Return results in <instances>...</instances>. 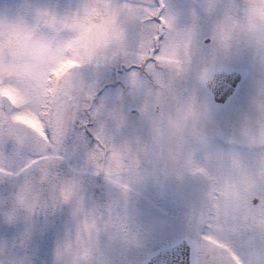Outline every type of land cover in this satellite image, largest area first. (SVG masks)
I'll return each mask as SVG.
<instances>
[{"label":"clouds","instance_id":"9594fccd","mask_svg":"<svg viewBox=\"0 0 264 264\" xmlns=\"http://www.w3.org/2000/svg\"><path fill=\"white\" fill-rule=\"evenodd\" d=\"M200 5L205 14L216 13L218 6H222L210 33L218 53L251 57L264 63V0H200ZM171 20L172 30L164 50L181 62L179 68L174 64L157 66L153 73L128 80V91L139 102L146 135L120 136L125 120L119 106L103 100L95 103L97 118L107 129V148L97 162L103 170V179L117 194L121 183L133 184L142 177V165L149 159L165 175L180 176L191 173L193 167H202L205 174L194 175L205 182V199L215 185L221 210L227 214L235 208L247 186L264 183V79L256 81L251 111L240 122L235 136L228 138L230 144L254 150V157L246 161L231 148L217 149L204 153L202 166L194 153L204 143L206 115L197 101L196 88L206 79L207 69L192 62L193 28H177L172 15ZM62 33H67V37ZM146 35L138 17L117 0H75V7L63 13L36 5L30 20L0 14V78L5 87H10L34 80V74H51L62 59L71 55L66 51L69 42L78 45L79 57L85 65L101 64L105 56L124 62L131 44ZM54 87L53 103L66 119L73 114L74 101L94 89L79 68L63 73ZM3 98L8 100L7 96ZM17 123L28 127L22 120ZM58 165L28 171L23 164L18 167L21 179L8 194V207L0 212V218L7 223H15L19 218L27 222L35 214L71 205L78 198L85 199L80 168L61 172ZM2 166L8 168L7 162ZM125 214L121 211V215ZM81 226L82 219L80 223L74 221L55 249L54 264H84L90 245L87 237L80 234ZM28 232L26 227L14 244L23 246ZM10 247L0 241V264H23V260L8 255Z\"/></svg>","mask_w":264,"mask_h":264},{"label":"rangeland","instance_id":"374dc122","mask_svg":"<svg viewBox=\"0 0 264 264\" xmlns=\"http://www.w3.org/2000/svg\"><path fill=\"white\" fill-rule=\"evenodd\" d=\"M166 13L174 17L177 28H193L192 40L195 53L192 62L198 67L206 68L213 64L226 69L233 68L243 73V79L236 87V91L227 102L218 108L212 116L206 119L205 139L202 147L194 153L195 158L204 164V153L217 149H233L240 152L246 161H251L255 151L246 146L229 143L228 138L235 136L240 122L251 111V98L255 92L258 79H264V63L251 57H241L236 54L223 55L215 50L212 39L204 44L203 39L211 38L207 30L203 28L206 19L216 16L222 11L218 6L216 13L205 14L200 5V0L193 3L191 0H165ZM36 5H44L54 9L58 13L70 11L75 7V0H0V14L10 16L20 15L26 20L31 18V10ZM67 37V33L61 34ZM79 71L90 80L95 90V103L101 100L109 105L116 104L124 115L125 123L119 130L122 137L137 136L143 138L146 129L142 125L138 110V99L128 91V80L132 69L121 61L104 63L99 66L84 65ZM143 72L138 73V78ZM191 89H189L190 91ZM199 85L196 88V98L202 106ZM200 95V96H199ZM134 110V112H132ZM95 129L96 123L89 121ZM93 139L87 128L77 127L70 131L65 139V159L58 168L61 172H68L73 168L84 166L87 151L93 146ZM11 152V146L5 148V153ZM27 154L6 160L8 167L15 170L22 166ZM21 177H4L0 179V212L8 207V194L13 190ZM261 185H256L259 191ZM82 190L86 207H99L103 209L110 201L117 199L118 194L113 193L102 175L94 176L87 172L82 176ZM205 182L203 179L191 173L180 176L165 175L159 169L153 170L145 163L142 165V179L133 184L128 193V212L131 219L136 220V215H142L151 221V227L159 233L163 232L171 243H176L181 238L191 239V215L202 205L205 200ZM96 193L105 196L104 199H95ZM103 201V202H102ZM74 220L72 217V205H63L54 211L35 214L30 221L22 218L15 223H7L0 218V241L11 247L8 255L16 260H23V264H54V252L57 245L72 229ZM28 228V238L23 246H17L14 242L19 240L20 234ZM117 242V241H116ZM111 241L101 234L98 247L102 264H127L132 256V245L126 243L121 251L126 255L122 262L115 259L120 255L117 244L111 245ZM231 246L239 256L242 264H264V237L256 234L254 237H237L230 241ZM111 245L112 250L106 246ZM127 248H130L126 250ZM126 259V260H125Z\"/></svg>","mask_w":264,"mask_h":264},{"label":"snow or ice","instance_id":"6c2138e0","mask_svg":"<svg viewBox=\"0 0 264 264\" xmlns=\"http://www.w3.org/2000/svg\"><path fill=\"white\" fill-rule=\"evenodd\" d=\"M117 2L138 17L147 33L143 40L134 41L130 51L124 54V63L132 69L130 78L138 77L139 72L145 75L153 73L157 66L174 64L179 68L181 62L164 50L172 30L171 14L165 11V0ZM66 51L71 55L62 59L57 68L51 70V74H34V80L15 83L10 87H5L3 78H0V179L20 176L19 170L2 166L3 162L13 157L27 154L23 162L25 171L59 164L65 159V139L78 126L87 128L94 141L86 153L87 160H84V166L80 168L81 173L84 175L90 171L94 176L102 174L103 170L97 161L107 148V129L97 118L95 90L74 101L70 119H66L61 109L53 103L54 86L58 78L69 69L85 65L79 57L75 42H69ZM114 61L119 60L105 56L101 64ZM4 96L8 97L7 101ZM21 120L27 128L17 123ZM90 120L96 123L95 129L91 127ZM7 146H11L8 154L5 153ZM21 148L25 151L22 152ZM146 163L153 170L158 169L150 159ZM190 171L192 174H205L202 167H193ZM141 179L138 178L133 184ZM133 184L121 183L118 198L110 201L103 209L98 207L90 210L82 198L72 202L73 220L80 223L82 219L80 234L87 237L90 245L85 252L84 264H102L98 247L101 234L110 241L135 243L136 232L128 212V193ZM256 185L247 186L235 208L227 214L221 210L218 190L213 185L202 205L190 217L191 260L188 259L187 248L182 246L180 251L185 259L177 264H242L230 241L237 237L251 238L256 234L264 237V183L259 184V191ZM121 211L126 214L121 215Z\"/></svg>","mask_w":264,"mask_h":264},{"label":"flooded vegetation","instance_id":"af4514ba","mask_svg":"<svg viewBox=\"0 0 264 264\" xmlns=\"http://www.w3.org/2000/svg\"><path fill=\"white\" fill-rule=\"evenodd\" d=\"M193 3L196 2V0H191ZM215 20V17H213V15H211L210 17H208V21L206 19V22L203 25V28L205 29V31L207 30L208 32L206 33H211V28L213 25V22ZM211 38L206 37L203 39V43L207 44L210 43ZM205 69H207V76L206 79L203 81V83L199 84V91L203 92L204 96L202 94H200V98L202 102H206V104L203 105V108L205 109V115H206V119L208 118V116H212V112L215 113L214 111H216L218 108H221L226 102L224 103H215L212 100V95L209 92V90L205 87L206 82L211 79V76L214 72L217 71H225V72H232V71H238L241 75V80L243 79V73L240 70H234L233 68L230 69H226L225 67H219L217 65H209L207 66ZM239 84V83H238ZM105 196H101L98 195L96 193L95 195V199L97 200H101L104 199ZM103 202V201H102ZM136 220L132 219V223L134 226V230L136 232V241L135 243H132V249L134 251L131 250L130 254L128 256H132L129 261L127 262V264H146V262L148 261V259L154 255L156 252L165 249L167 247H170L174 244H177L179 241L181 240H186V238H181L179 239L176 243H171L170 240L165 237L164 233L159 231H155L154 228L151 227V221L142 216V215H136L134 217ZM188 242V241H187ZM115 243L117 244L118 249L120 250V255L115 259L116 261L120 260L122 262V260L124 259V257L126 256L124 254V252L121 251V248L126 244L123 241H111V245H115ZM108 245L106 247H108L107 249L110 251H114V248H111V245ZM189 244V242H188ZM104 246V244H101V246H99V248H102ZM190 246V244H189ZM130 248H127L126 250H128ZM193 254V249L190 246V250H189V261L191 260ZM126 260V259H125ZM119 262V261H118Z\"/></svg>","mask_w":264,"mask_h":264},{"label":"water","instance_id":"95a60500","mask_svg":"<svg viewBox=\"0 0 264 264\" xmlns=\"http://www.w3.org/2000/svg\"><path fill=\"white\" fill-rule=\"evenodd\" d=\"M239 79V74L231 73L224 74L219 72L214 74L212 80L206 83V86L212 90L214 99L216 101H222L223 98L230 92H232L236 82ZM132 112H135L132 110ZM187 248V256L189 253V246L182 241L181 243L162 249L152 255L146 264H177L178 261L185 259L184 255L181 254V247Z\"/></svg>","mask_w":264,"mask_h":264}]
</instances>
